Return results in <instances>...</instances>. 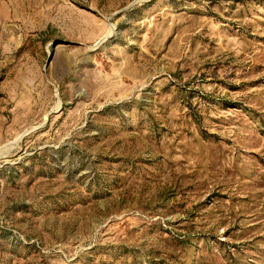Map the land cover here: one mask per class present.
Masks as SVG:
<instances>
[{
  "label": "rangeland",
  "instance_id": "374dc122",
  "mask_svg": "<svg viewBox=\"0 0 264 264\" xmlns=\"http://www.w3.org/2000/svg\"><path fill=\"white\" fill-rule=\"evenodd\" d=\"M0 264H264V0H0Z\"/></svg>",
  "mask_w": 264,
  "mask_h": 264
}]
</instances>
